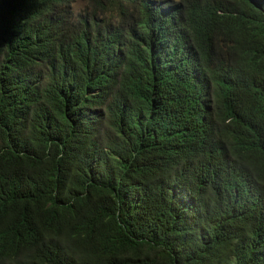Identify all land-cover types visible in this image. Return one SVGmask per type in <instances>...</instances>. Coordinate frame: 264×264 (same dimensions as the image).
<instances>
[{"label": "trees", "instance_id": "16d2710c", "mask_svg": "<svg viewBox=\"0 0 264 264\" xmlns=\"http://www.w3.org/2000/svg\"><path fill=\"white\" fill-rule=\"evenodd\" d=\"M0 0V264H264V0Z\"/></svg>", "mask_w": 264, "mask_h": 264}, {"label": "rangeland", "instance_id": "374dc122", "mask_svg": "<svg viewBox=\"0 0 264 264\" xmlns=\"http://www.w3.org/2000/svg\"><path fill=\"white\" fill-rule=\"evenodd\" d=\"M83 5V1L82 0H76L75 2H73L69 7H67L66 9H70L71 11H76L78 10L80 7H82Z\"/></svg>", "mask_w": 264, "mask_h": 264}]
</instances>
